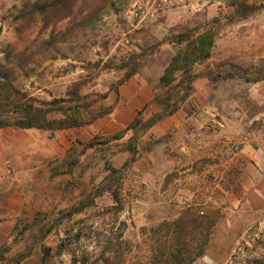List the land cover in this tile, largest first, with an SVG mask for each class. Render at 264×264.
<instances>
[{
    "label": "rangeland",
    "instance_id": "374dc122",
    "mask_svg": "<svg viewBox=\"0 0 264 264\" xmlns=\"http://www.w3.org/2000/svg\"><path fill=\"white\" fill-rule=\"evenodd\" d=\"M55 1L0 0V58L3 52L19 53L53 35L63 41L69 28L83 24L60 46L66 59L44 61L28 77L19 73L17 86L31 98L51 102L80 84L83 95L109 93L103 104L116 109L89 127L55 134L0 131V252L7 250L0 264L26 250L32 237L18 235L36 217L42 214L54 222L61 212L91 199V208L42 242L50 249L49 262L42 261L37 244L21 264H80L84 251L89 264H104L102 258L108 255L114 264H163V234L154 228L188 209L214 222L205 256L195 264L262 259L264 81L252 80L260 77L264 61V12L243 21H234L232 14L236 1L264 0H111L88 14L70 7V17L52 14V9L45 18L22 14L28 4L49 8ZM206 25L215 27L216 45L212 59L195 66L194 72L203 76L184 106L197 124L185 123L182 109L167 121L181 123L180 128L172 125L161 136L150 130L137 139L138 153L132 157L124 148L133 133L121 140L112 137L139 112L145 121L159 112L154 96L161 90L156 86L178 50L169 43L172 34ZM156 43L161 47L143 59L140 74L120 88L118 100L112 87L124 72L105 65H120ZM209 69L226 79L212 84L206 77ZM111 167H125L118 216L105 212L114 206L110 193L96 196L106 186ZM66 234L74 236L73 246L58 256Z\"/></svg>",
    "mask_w": 264,
    "mask_h": 264
},
{
    "label": "trees",
    "instance_id": "16d2710c",
    "mask_svg": "<svg viewBox=\"0 0 264 264\" xmlns=\"http://www.w3.org/2000/svg\"><path fill=\"white\" fill-rule=\"evenodd\" d=\"M110 1L56 0L49 8L38 2L24 6L22 14L24 17L33 14L36 16L42 15L45 18L47 13H49V9H52V14L59 15L64 13V15H67L70 7H78V14L82 15L83 13L88 14L89 11L96 8L97 4L106 5ZM78 2L79 5L77 6ZM261 12H264V1L258 4L236 1L232 17L234 21H243ZM67 16L70 17V14ZM90 17L88 16L87 18ZM80 25H73L69 28L68 32L64 33L63 41H58L57 35H53L49 40L32 42L26 45L19 53L3 52V56L0 58V131L4 129L35 130L55 134L60 131L89 127L96 121L115 112V105L106 106L103 104L109 98V93L98 94L97 96L83 95L80 84H75L66 93L65 98L51 102H42L31 98L17 86V81L20 77L19 73L23 74L24 77H28L44 61L54 62L59 58L66 59V55L62 53L60 46L67 43V37L72 35L76 27ZM214 29V26L206 25V27L182 29L177 32L173 30L176 34H172L171 38H169V43L176 46L178 50L159 78L156 86L161 90L160 94L154 96V103L158 106L159 112L146 121L141 118L142 111L139 112L138 116L133 119L125 130L112 137V139L121 140L127 133L132 132L133 137L124 148V151L129 152L132 157L135 158L138 153L137 139L149 132L153 127L173 117L182 109H185L187 117L192 116L184 106L187 105L195 92L194 83L203 76L194 72L195 66L202 65L212 59L218 36ZM160 47L161 44L156 43L148 50L142 52V54L131 55L120 65L113 63L105 65L106 69L124 72L123 79L112 87V91L116 93L118 100L121 98L120 88L140 74L143 59L146 56L154 55ZM36 57L41 59L36 61ZM96 66L101 67L100 63L96 64ZM261 66L259 70L260 77L252 80L254 83L264 81V76H262L264 73V61ZM217 76L218 79L216 78ZM206 77L212 84L220 79H226L225 74L215 73L210 69ZM93 97L97 98L94 99ZM91 144L93 145V143ZM124 170L125 167L121 170L111 167L106 186L96 195L99 196L104 192L111 194L114 206L105 212L113 216H118L123 211L120 189ZM92 203L93 200L91 199L88 203L81 202L69 210L61 212L60 217L54 222H51L42 214L36 217L29 227L25 226V229L18 235L23 237L29 233L32 237V242L26 247L24 252L10 258L8 264H21L27 260L32 256L37 244L43 253L42 261L49 262L50 249L46 248L42 242L56 229L60 228L65 221L70 222L74 217L83 214L89 207L91 208L94 205ZM213 225L214 222L209 217H201L195 214L193 210L188 209L177 220L165 222L158 228H154L156 234H163L164 242L160 246L162 261L160 260V262L163 264H195L200 258L205 256L210 243ZM73 237L72 234H66V237L63 238L57 247L58 256H62L72 248ZM122 243L124 242H120V245ZM6 251V249H3L0 252V259L3 258V254ZM89 261L90 257L84 251L81 254L79 263L89 264ZM102 261L104 264H114V258L110 255L104 256ZM250 264H264V257L254 260Z\"/></svg>",
    "mask_w": 264,
    "mask_h": 264
},
{
    "label": "crops",
    "instance_id": "0c3cea01",
    "mask_svg": "<svg viewBox=\"0 0 264 264\" xmlns=\"http://www.w3.org/2000/svg\"><path fill=\"white\" fill-rule=\"evenodd\" d=\"M180 112H181V110L176 114V115H174L173 117H171V118H168L167 120H165L164 122H162V123H160V124H158V125H156L155 127H153L151 130H152V132L155 134V133H160V132H162L159 136H161V135H163V134H165V131H167V130H169V128L171 129V127H172V125H174L175 127H177V128H180L182 125H181V123H179V124H167V121H171L172 119H174L177 115H179L180 114ZM197 121L198 120H193V118L192 117H185V123H190V124H193V125H196L197 124ZM171 123V122H170ZM183 124H184V121H183ZM200 126H201V124H200ZM200 129H201V127H200ZM189 148V147H188ZM187 155H189V154H187ZM191 157V156H190ZM192 158H194V156H192Z\"/></svg>",
    "mask_w": 264,
    "mask_h": 264
}]
</instances>
